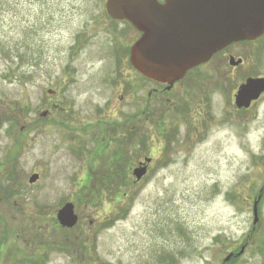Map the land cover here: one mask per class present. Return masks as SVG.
<instances>
[{
  "label": "rangeland",
  "instance_id": "374dc122",
  "mask_svg": "<svg viewBox=\"0 0 264 264\" xmlns=\"http://www.w3.org/2000/svg\"><path fill=\"white\" fill-rule=\"evenodd\" d=\"M105 1L0 0V264H264V99L235 123L215 59L161 109L128 62L139 33ZM107 123L126 156L92 155L84 133Z\"/></svg>",
  "mask_w": 264,
  "mask_h": 264
},
{
  "label": "water",
  "instance_id": "95a60500",
  "mask_svg": "<svg viewBox=\"0 0 264 264\" xmlns=\"http://www.w3.org/2000/svg\"><path fill=\"white\" fill-rule=\"evenodd\" d=\"M104 8L110 19L125 20L141 33L129 49L133 68L147 79L168 84V89L226 46L264 34V0H106ZM262 92L264 78L248 79L237 91V106L247 107ZM150 161L145 158L134 168L136 182L146 174ZM38 178L34 173L28 182ZM257 203L253 204L254 225ZM56 218L65 228H72L78 220L72 203H65ZM232 256L228 254L222 264Z\"/></svg>",
  "mask_w": 264,
  "mask_h": 264
},
{
  "label": "flooded vegetation",
  "instance_id": "af4514ba",
  "mask_svg": "<svg viewBox=\"0 0 264 264\" xmlns=\"http://www.w3.org/2000/svg\"><path fill=\"white\" fill-rule=\"evenodd\" d=\"M158 1L160 3H164V0H158ZM236 44L253 46L252 47V55L251 56H241V54L239 55L233 49V46ZM261 57L264 58V34L262 36L256 38L253 41L238 42V43H234V44H231V45L225 47L224 49H222L221 51L216 53L214 56H212L208 62L194 68V70L192 69V70L188 71L186 73V75L180 81L175 82L171 86L170 89H168L167 84H161V83L154 82L157 85V88L153 90L154 95H156V97L158 98V102L160 104L161 109L164 108V106L167 107V105H173V102L175 101V99L171 98V94L174 92V88L177 85L182 84V82L188 76L189 72H193L198 68L200 69V68L210 64L212 62V60L216 59L218 62L217 65L224 63V66H225L224 72H228L229 74L232 75L230 78L225 76L226 74L223 75L224 78L222 77V80L224 83H222L223 84V87H222L223 93L222 94L225 96V92H226L227 95L225 97L228 98V100L230 99L231 103L233 104L234 111H235V118H236V120L234 122L240 123L241 114L252 111L254 109V107L256 106V104L264 99V92H262L256 99L251 100L247 107H244V106L238 107L236 104V99H235L238 88L241 85H243L244 83H246V81L248 79L264 78V72L260 71L261 70L260 67L264 66V61H262ZM118 62H119V59H118ZM128 62H129V60H128ZM129 65H130V63H129ZM236 76H238L240 78V80L238 82H235ZM193 78H194V76L189 77L187 83L188 84L193 83ZM48 93L51 94L50 92H48ZM148 96L149 97L151 96V92L148 93ZM173 111H174V109H172V112ZM226 119H227L226 118V112H223L222 120H226ZM129 124H130V115L126 111V113L123 114V122H122L124 130H126V132L124 131V137L125 136L127 137V135H129V131L127 130V126ZM108 125H109V123L104 125V128L106 130L101 129V131H100L97 128L96 131H94V129L93 130L89 129L88 131H86L84 133L85 135H88L87 133H91L90 135H88V137L90 138L89 141L93 145V148H91L92 155L93 156H126V148H125L126 141H125V139H124L125 142L124 141L120 142V140H117L115 142V144H116L115 149H114L113 145L112 146L110 145V147L108 145V147H107V144H109L107 136L109 135V133L112 130L111 128L108 127ZM114 126L115 125L113 124V127ZM96 127H98V126H96ZM102 131H105L104 132L105 138L104 137L101 138V142H100L99 141L100 140L99 134L102 133ZM113 140H114V138H113ZM120 147L123 150L122 153H121ZM104 149H105V151H104ZM108 149L110 150V152H108ZM76 151H77V155L81 154L82 148L77 147ZM73 154H75V153H73Z\"/></svg>",
  "mask_w": 264,
  "mask_h": 264
},
{
  "label": "trees",
  "instance_id": "16d2710c",
  "mask_svg": "<svg viewBox=\"0 0 264 264\" xmlns=\"http://www.w3.org/2000/svg\"><path fill=\"white\" fill-rule=\"evenodd\" d=\"M186 109V108H185ZM8 188V187H7ZM8 190H10L9 188H8Z\"/></svg>",
  "mask_w": 264,
  "mask_h": 264
}]
</instances>
